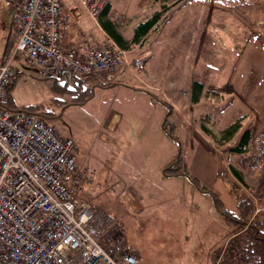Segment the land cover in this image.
<instances>
[{
  "label": "rangeland",
  "instance_id": "374dc122",
  "mask_svg": "<svg viewBox=\"0 0 264 264\" xmlns=\"http://www.w3.org/2000/svg\"><path fill=\"white\" fill-rule=\"evenodd\" d=\"M177 1L179 0H162L160 2L156 0H110L112 4L111 13L115 16V19H120L122 16L130 18L137 15L136 20H145L160 9L161 3L173 4ZM227 1L229 0H195V2H190L191 4L189 3L188 5L191 7L200 5L203 15L201 33L199 35L196 33L195 38H188L186 40V43L194 42V45L192 44L188 49L185 48V53H183L181 48L183 44L184 46L186 44L183 42L182 37L179 38L176 35L170 42L164 43V41H161V33H155L135 54H129V67L132 68L135 74L134 79L137 81L133 83V85H137L135 88L140 91L148 90L152 96L156 97L159 103L162 105H164L162 102L167 103L171 109L170 111L167 109L171 113L170 115L175 112V119H178V117V120L181 119L182 134L184 132L187 133L189 129L198 131L199 135H201V141L204 142L207 139L209 142L205 143L213 146L211 149L213 152L208 153V158L218 159V156L221 157L220 176L230 180L229 191L232 197L231 201L236 204L241 195L252 200L254 209L249 218V221L252 222L264 215V197L262 199L259 198L264 187V94L255 97V102L244 101V103H233L226 100V93L218 95L208 91L203 95L204 98L198 104H194L192 102V92L190 91L195 80H204L206 83H209V75L213 71V73L219 71L217 72L218 75L214 76V80L223 82L228 80L229 70L226 71L225 66L229 61L230 48L242 46L243 40L246 41L244 47H247L252 41L251 38H243L242 33H224V28V30L222 29L223 31L219 29L216 32L215 27L217 26L214 25L216 20L222 22L224 25L227 22V16L225 15L229 13L226 10H230V12L236 15L235 10L231 8L232 6L230 9H227ZM253 1L252 7H255L252 8L253 12L264 19V0H260L259 2ZM141 2L142 4L140 5ZM107 4H109V0L105 3V6ZM7 14L8 12L4 8L3 0H0V23L2 22L3 27L9 29L7 27L11 25L12 18L8 17ZM213 14L215 19L212 18ZM6 16L7 18H4ZM239 19L241 20L242 17L239 16V18L235 19L236 23H239ZM97 20H90L87 14L84 13L81 21L77 22L78 24L76 25L71 23L72 27H70L71 25L66 26V32L64 33H97L98 29L95 26L98 25ZM230 31L232 30L230 29ZM3 35L5 36L6 33H0V38ZM94 39L96 38L94 37ZM262 40L261 38L258 43L260 45L259 49L257 42L253 45L259 50L256 51V54L250 52L249 55H243L238 52V54L235 53L230 56L231 60L234 58V60L229 61L234 62L235 65L233 73L238 74L242 78L243 71L239 68L243 66V63L247 64L255 57L258 60L261 58L260 62L264 63ZM106 41L107 38L104 36L102 39L95 40V45L100 46ZM2 44L3 40L0 39L1 59ZM8 46L11 49L12 44L8 43ZM149 52L154 57L148 56ZM141 53L146 57L152 58H150L151 64L148 67L155 70V73L159 75L165 74V78L169 79L171 83L175 81V84H170V88L175 87L176 90L183 89L182 95L184 96V101L173 99L171 93L162 91V89L167 91L165 88L168 87L151 86L147 80L140 79L145 73L147 74V71H144L141 67L138 69L132 67L131 59L135 57L134 60L139 63L140 59L136 58ZM18 67L23 70V73L20 75L12 99H10V108L34 106L36 107L35 113H39L45 106L46 113L52 118L47 119L48 123L61 136L73 140L75 156L78 159L80 167L84 166L82 167L83 169L93 172L95 175V186L82 190L80 192L81 198L109 213L117 224L113 212L116 210L118 211L117 213L122 214V207L117 200L112 197L109 198L112 193L104 192V188H100V186L105 184L103 182L105 180L104 175L112 173L111 169L117 167L119 161L123 167L129 168L126 164L129 163L131 157H127V154H123L122 151H117L113 143L116 141V143L120 144L121 140L129 139L135 134L134 132L139 129L136 124L140 120L138 116L151 108L149 104L150 99L147 100V98L145 99V97H141L140 95H133L128 90L121 89L120 87L111 88L116 83L100 86V84L104 83L99 84L98 81L82 82L79 78L76 79V77L72 78L70 76L69 78L63 76L60 79L61 84L68 82L70 91L62 93L60 92L61 90H58L54 92L51 90V81L41 80L35 67H31L22 61L18 62ZM209 67H213V70H210ZM215 68H219V70H215ZM181 82H184V84L179 85L178 83ZM159 109L161 112L165 111L161 106H159ZM114 112L120 113L123 119L117 131L110 133L106 127H109L108 123ZM245 115L248 116L244 121L247 123H245L246 126L241 124L242 128L239 134L231 142L224 145L221 144V134L226 129L225 127H229V124L234 121L236 122L238 117ZM243 120L240 121L242 122ZM203 127L211 132V136L205 134ZM246 131H251L253 135L249 151L245 155L235 154L233 149L239 144L241 136ZM103 132L109 135L108 140H110L112 145H104V142L101 141L99 136ZM171 137L174 138V134ZM186 138L187 141L188 136ZM186 141L183 143L181 155H179L182 160V170L195 177L202 178V156L197 150L199 146L197 145L194 148L190 140L189 142ZM122 146H125L124 142ZM178 154L179 146L169 138L168 141L165 140L161 148L156 152L155 157L167 161L172 158L171 156H176L178 159ZM228 156H230L231 160L228 166H226L225 160ZM233 169L242 176L243 181L233 175ZM178 181L180 183V180ZM202 186H205V184L202 183ZM175 189L179 190V193L183 196L186 195L187 188H182L180 184H177ZM192 191L197 195L196 201L199 203V206L204 208L207 204V198H204L203 194L196 189H192ZM185 198L188 199L187 195ZM221 200H223L222 202L225 205L223 208L228 210L232 208L231 201ZM214 204H216L215 200H213ZM125 212L126 210L124 209L123 213ZM215 215L218 216V214ZM124 217H121L118 221L119 225L124 229H115L108 238L109 243L110 240H114L120 246L125 247L124 250L132 249L139 252L143 264H193L189 262L193 249H191V246H185L184 235L186 234L188 239L191 240L197 239V232L200 230V227L196 223L192 224L196 218L194 214L190 215L188 212L181 213L176 223L174 221L166 223L167 229L165 230L160 225H154L147 230L145 221L134 224L128 218L129 216ZM221 217V215L218 216L219 222L223 225L220 227L222 231H218L216 235L222 240V245L220 244L221 246L215 247L213 250V253L218 256L217 260L215 259V264L232 263V260L227 258L226 254L231 249L236 248L235 244L233 245L234 239L244 231L242 227H234ZM207 226L206 228L210 232L215 229L212 221H209ZM212 232L209 236L214 237ZM201 250L203 251L204 249L201 248ZM178 254H181V257ZM226 258L228 260L225 262Z\"/></svg>",
  "mask_w": 264,
  "mask_h": 264
},
{
  "label": "built area",
  "instance_id": "2783aa9c",
  "mask_svg": "<svg viewBox=\"0 0 264 264\" xmlns=\"http://www.w3.org/2000/svg\"><path fill=\"white\" fill-rule=\"evenodd\" d=\"M107 0H3L13 15V49L0 64V104L18 74L17 60L35 67L41 80L71 75L114 84L129 51L109 36L80 51L62 41L65 15L96 21ZM230 156L225 160L230 163ZM224 175V173H222ZM95 175L80 167L72 139L39 115L0 106V258L15 264H143L132 249L109 253L103 240L114 218L83 200ZM117 242L110 240L113 248Z\"/></svg>",
  "mask_w": 264,
  "mask_h": 264
},
{
  "label": "crops",
  "instance_id": "0c3cea01",
  "mask_svg": "<svg viewBox=\"0 0 264 264\" xmlns=\"http://www.w3.org/2000/svg\"><path fill=\"white\" fill-rule=\"evenodd\" d=\"M67 1L69 5L74 4L76 2V0ZM255 1L259 2L260 0ZM190 2H195V0L187 1L170 16V19L167 23L163 24L157 29L154 28L152 31H150L139 46H136L135 49L130 50V54H135L136 51L141 46H143L148 41V39H150V37L155 33H161V41H164V43L170 42L171 39L176 37V35L179 38L182 37L183 42L186 45L184 46L183 44L181 49L183 50V53H185V48L188 49L189 46H191L192 44L194 45V42L186 43V40H188V38H195L196 33H198V35L199 33H201L203 21V15L201 13L200 5H194L191 7L190 5H188ZM253 3V0L227 1V9H230V7L232 6L231 8L235 10L236 15L233 14V12H230V10H226V12H228L229 14L225 15L227 16V22H225V25L217 20L214 23V25L217 26L215 27L216 32H218L219 29L222 30L224 28V33H242L243 38L246 37L252 39L251 43L247 45V47H244L246 41L243 40L242 46L230 48L229 61L231 60L230 56L234 55L235 53L238 54V52L243 55H249L250 52L256 54V51H259L258 49L260 48V45L258 43L261 38L263 39L262 45L264 46V19L261 18L260 15H255V13L253 12L254 10H252V8H255L252 7ZM141 4L142 2L140 3V5ZM109 5L112 6L110 0ZM7 16H10L12 18L11 25L7 27L9 29L3 27L2 22L0 23V33H6L5 36L3 35L0 38L1 40H3V44L1 47L2 59L0 58V64L3 63L7 55H9V53L13 49V44L11 43V41L16 37L17 28L14 22V17L13 15L8 14ZM7 16L4 18H7ZM65 16L69 19V23H72L73 25L78 24L82 18L81 17L77 21H74L70 19L68 15ZM239 16L242 17L241 20H238L240 24L236 23L235 21V19L239 18ZM136 17L137 15L135 17L132 16L130 18L122 16V18L120 19H115V16L112 15V13L110 14V19L116 23L118 31L124 36L127 41H130L132 39L135 28L141 22L150 18L148 17L145 20H136ZM212 18L215 19L214 14L212 15ZM228 23L230 24L227 25ZM95 26L98 29L97 33H62V41L64 46L69 49L75 48L80 51H84L90 46H92V43L88 40L89 36L93 35L96 38L95 40L102 39L104 36H108V34L101 28L99 23ZM70 27H72V25ZM74 29L75 28L73 26V30ZM230 29L233 32L230 31ZM256 42L258 44V49L256 46H253L256 44ZM8 43L12 44L11 49L10 46H8ZM148 56L154 57L151 52H149ZM134 58L131 59L132 67H134L135 69L141 67L144 71H147V74H144L145 77H139L140 79L143 78L147 80L148 84H150L151 86H166L168 87L165 88L167 91L163 89L162 91L171 93L173 99H177L178 101H184V96L182 95L183 89L180 88L176 90L175 87L170 88V84H173L175 81L171 83L169 79L165 78V74L159 75L155 73V70H152L148 67V65L151 64V57H146L143 53H141L140 55H138V58H136L140 59L139 63L136 62ZM260 59L261 58H259L258 60L255 57L252 61H249V63H243V66L239 68L243 71L241 75L242 78H240L238 74L233 73V71L235 70L234 62L228 61L225 66L226 71L229 70L228 80L224 82L214 80V76H217V72L219 71H217L216 73H213V71L212 74L209 75V83H206L204 80L193 81V85L195 83H201L205 87V90L199 98V102L204 98L203 95L208 91L216 93L218 95L220 93H226V100L232 101L233 103H244V101H254L255 97H258L260 94L263 95L264 63L262 64L260 62ZM232 60H234V58ZM18 62L21 61L17 60V67ZM209 69L213 70V67H209ZM215 70H219V68H215ZM22 73L23 70L18 67L17 75L20 77ZM134 75L135 74L131 67L125 69V71H123L119 75L118 81L116 82V84H114V87H120L121 89L128 90L133 95L136 94L140 95L141 97H145V99L147 98V100L150 99L149 104L151 108L147 112L141 113L138 116L140 117V120H138L136 124L137 128L139 129L134 132L135 134H133L132 137H130L129 139L121 140L120 144L116 143V141L113 140L114 148H116L117 151H122L123 154H127V157H131L129 163L126 164L129 166V168L123 167L122 163L119 161L118 166L114 169H111L112 173L104 175L105 180H103V182L105 184L100 186V188H104V192L107 191L109 193H112L109 198L112 197L117 200L120 203L122 210H126L125 213H123L122 211L123 215L117 213L118 211L114 210L113 213L115 214V219L117 222V224L115 223V229H124L118 223L121 217L124 216V218H126V216H129L128 218L134 224L140 222L143 223L145 221L147 230L154 225H160V227L165 230L167 229L166 223L168 221H174L176 223L179 220V215L181 213L188 212L190 215L194 214V217L196 218L195 222H193L192 224L196 223L198 224V227H200V230L197 232V239H195L196 241L191 240L188 239L186 234L184 235L185 246H191V249H193L191 254V260L189 262L193 264H215V259L217 260L218 256L213 253V250L215 249V247H219L222 245V240L218 238L216 234H218V231H222L220 227H222L223 225L219 222L220 217L218 218L219 213L216 210V205H213V197L208 192H204L199 189L192 182V178H194L201 187L206 188L209 192L217 196L220 199L221 204L225 206L222 202L223 200L221 199H225L227 202H230L232 200V197L229 191L231 184L230 180H228V178L226 177L220 176L222 159L220 156H218V154V159L208 158V153L213 152L211 150L213 146H209L208 144H206L209 142L207 139L204 142L201 141V135H199L198 131L189 129L187 133L184 132V134H182V126L180 125L181 119L178 120L179 117L178 119H175V112H173L170 118L167 119V116L171 113L167 110L164 105L159 103L148 90L140 91L135 88L137 85H133V83L137 81L134 79ZM178 84H184V82ZM193 85L190 88L192 94ZM159 106H161L162 109H165V111L161 112L160 109L158 110ZM246 116L247 115L240 116L236 120L238 121L244 119L241 124H243V126H246L247 123L244 122L248 118V116ZM110 118L111 120H109L108 123L109 127L106 128L108 132L113 133L117 131L120 123L122 122L123 117L120 115V113L114 112ZM232 123H235V121ZM171 132L174 134V138L171 137ZM186 136H188L187 141ZM99 137L101 141L104 142V145H112L110 143V140H108V134L103 132L100 134ZM169 138L170 140L175 142L176 145L179 146V154H181V147L185 141L189 142L190 140V143L193 145L194 148L197 145L199 146L197 150L201 153L202 156V178L195 177L184 171V173H178L180 168H182V160L178 162L176 156H171L172 158L167 161H163L162 159L155 157L156 152L161 148L165 140L168 141ZM123 142L125 146H122ZM171 168H173L176 172L173 173L169 171ZM178 180H180V183ZM202 183H204L205 186H202ZM177 184H180L182 188H187L186 195L188 199L185 198L186 195L183 196L179 193V190L175 189ZM192 189H196L197 191L203 194L204 198H207V204L204 208L199 206V203L196 201L197 195L194 191H192ZM231 206L232 208L229 211H234L236 209V204L232 202ZM94 207L98 209L100 208L97 205H94ZM212 210L214 213L212 212ZM215 214H218V216ZM209 221H212L215 225V229L212 230L213 232L211 231L214 237L209 236L211 232L208 228H206L207 223H209ZM107 241L108 239L104 238V242L108 243ZM201 248H203L204 250L202 251ZM226 255L227 258H230L228 253ZM178 256L181 257V254H178ZM227 258L225 262L228 260Z\"/></svg>",
  "mask_w": 264,
  "mask_h": 264
},
{
  "label": "trees",
  "instance_id": "16d2710c",
  "mask_svg": "<svg viewBox=\"0 0 264 264\" xmlns=\"http://www.w3.org/2000/svg\"><path fill=\"white\" fill-rule=\"evenodd\" d=\"M156 1L160 2L162 0H156ZM187 1L189 0H179L173 4L161 3V7L159 10L155 11L150 18L141 22L135 28L133 37L130 41H127L124 38V36L118 31V27L116 23L110 19L111 6L109 4H107L100 12L98 16V23L101 26V28L108 34V36L116 44H118V46H120L122 49L126 51H130L134 47L139 46L143 42L147 34H149L150 31H152L154 28L157 29L163 24L167 23L170 19V16L174 12H176V10H178ZM69 25H71L69 23V19L66 16H64L63 27H62L61 33L66 32V26H69ZM65 77L69 78V75H65ZM70 77L75 78L71 75ZM18 79H19V76L17 75L15 80L13 81L12 87L9 92L8 99L4 103H1L0 106L2 108L23 110V111H26L32 114L39 115L45 120L49 119L50 116H48V114L46 113V109L44 105H43L44 108H42L43 111L41 110V112L39 113H35L36 107L34 106H22V107L20 106L18 108H10L11 106H9V102L16 88ZM79 80L84 82V80H81V79ZM105 85L107 84H100V86H105ZM51 90L54 92L61 90L60 92L62 93L70 91L68 88V82H66L65 84H61L60 79L51 80ZM204 90H205V87L201 83H195L193 85L192 102L194 104L199 103V98L202 95ZM162 103L167 109H169V111L171 110L169 106L167 105V103L165 102H162ZM170 116L171 115H168L167 119L170 118ZM240 122H241L240 120L236 121L235 123L231 124L229 127H227L222 132L221 139H220L221 144L224 145L226 143L231 142L236 137V135L239 134L242 128ZM203 131L205 132L206 135L211 136V132L205 127H203ZM252 139H253V135L251 131L244 132L240 138L239 144L233 149L234 153L238 155H245L249 151V147H250ZM179 155H178V162H180L181 160ZM169 171L173 173L176 172L173 168H171ZM232 172L236 178L243 181L242 176L235 169H233ZM178 173H184L182 168H180ZM192 182L199 189H201L204 192H208L213 197V199L216 201L215 205H216L217 212L219 213V215H221L224 218L226 222L232 224L234 227L240 226L244 229V231L238 237L234 239L233 245L235 244L234 246L236 248L233 250L231 249L228 253V255L230 256L229 259L232 260V263L229 262L227 264H264V215L256 221H252V222L249 221V218L254 209L252 200L244 195H241L239 200L236 201V209L234 211H229L228 209L223 208V205L221 204V201L218 199L217 196L209 192L206 188L201 187L194 178H192ZM262 197H264V187L262 188V194L259 195V198L262 199ZM114 229H115V223L111 227V229L108 231V233L106 234L104 238L108 239ZM107 242L108 243H105L103 240V245L108 250L109 253L120 255L125 251L124 250L125 247L120 246V244H116L115 247L111 248L109 239ZM133 252H134V255L140 259L138 252L135 250H133ZM0 264H15V263H12V262L6 261L3 258H0Z\"/></svg>",
  "mask_w": 264,
  "mask_h": 264
},
{
  "label": "water",
  "instance_id": "95a60500",
  "mask_svg": "<svg viewBox=\"0 0 264 264\" xmlns=\"http://www.w3.org/2000/svg\"><path fill=\"white\" fill-rule=\"evenodd\" d=\"M112 87H114V85ZM215 203H216V201H215Z\"/></svg>",
  "mask_w": 264,
  "mask_h": 264
}]
</instances>
